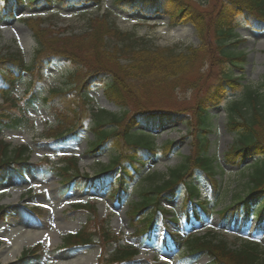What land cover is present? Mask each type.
Here are the masks:
<instances>
[{"label":"rangeland","instance_id":"1","mask_svg":"<svg viewBox=\"0 0 264 264\" xmlns=\"http://www.w3.org/2000/svg\"><path fill=\"white\" fill-rule=\"evenodd\" d=\"M184 1L195 9L209 14L214 10V0ZM144 3L142 2L143 5ZM142 4L139 2L138 7L134 8L128 2L120 3L117 0H99L98 3L90 2L82 5L59 0L40 4H34L32 0H22L21 4L15 6L16 15L13 18L2 20L0 14V55H20L30 64L38 47L33 27L35 30L39 29L38 32L42 29L44 32L41 31V34L43 33L46 39L50 35L52 38L84 36L90 25L89 21L99 17H104L121 32L144 38L149 48L179 52L198 46L199 41L190 24L173 26L167 16L151 13L153 11L151 8L144 10L141 8ZM0 5H3V0H0ZM26 21L30 23L29 26ZM175 30L182 32L174 33ZM236 32L242 42L232 49H235L237 54H245L246 60L239 67L241 69L225 68V70H228L234 78H241L240 82L244 86L258 88L264 78V30L256 29L243 19H239ZM28 35L31 42L29 46L24 40ZM115 44L117 42L112 40L108 46L111 48ZM118 63L129 64L124 57ZM81 70V66L70 62L54 63L52 66L43 65L40 76V70H37V80L33 82L31 77L26 75L24 81L18 85L15 94L22 99L25 98L28 88H31L39 99H50L53 91H60L64 96L56 106L60 113L39 100L31 112V127L0 134V139L10 144L12 148L28 146L31 163L23 180L12 175L5 182L0 183V206H12L0 218V264H16L26 250L38 244L45 248L41 250L39 260L32 259L26 264H60L65 261L81 264V259L92 254L97 255V260L93 264H115L111 259L122 249L136 252L137 261L132 264H210L212 259L208 253L203 252L193 260L184 248L188 237L207 235L208 238L225 241L233 249L244 243H253L264 251V219L260 220L253 216L246 219L240 205L231 210L227 216L222 213L223 207L233 203L235 197L248 192L249 174L254 163L253 160L248 159L241 167L226 164L224 157L232 144L233 137L225 129L227 117L224 104L209 109L212 125L208 136L209 155L215 161V179L220 186L218 198L212 201V204L206 203L203 211L201 203H204L203 200H209L208 197L212 199L211 189L206 177L190 164V168L194 170L191 173V180L197 186L196 192L202 199L199 200L201 203H197L195 199L187 203L182 197L183 186L179 185L176 197L159 201V205L168 212L154 214L155 225L149 237L137 235L143 227V217L157 208L151 206L136 218L131 216V209L139 202L142 194L167 179L168 173L175 167L181 166L185 158L190 155L192 135L196 128H193L192 120L195 106L220 85L222 67H210V64L205 65L199 61L194 72L183 79L186 81L185 85L166 92L150 91L147 94L149 103L148 108L144 110L171 113L180 116L182 121L165 131L154 132L149 136L148 139L160 152L155 157L142 160L143 171L136 176L133 183L129 184L127 194L121 202L110 197L108 186L100 190L89 186L91 182L83 178L74 179L68 188L64 186L74 173L69 170L68 175L63 176L64 168L73 169L70 163L77 165L80 174L93 175L96 171L103 170L118 152H121L122 157L132 154V152L129 154L131 148L127 146L123 136L118 137L116 142H107L101 153L95 155L88 153L94 139L92 128L95 115H99L101 111L115 114L119 113L120 109L107 101L103 85H94L88 92H83L78 84L85 74V70L82 72ZM105 83H108V78ZM85 95L82 101L81 97ZM129 111V116L137 112L132 108H129ZM62 115L63 119H61ZM126 120L121 122L123 127ZM189 123H191V133ZM77 128H79L77 133L73 136L69 134L66 140L53 139L61 132L75 131ZM110 128L111 126H108L105 129ZM119 129L122 134L123 128ZM137 129H133L125 139L133 143L140 141L141 138L134 133L138 131ZM257 131L264 141V131L260 129ZM19 136L24 137V140L20 141ZM167 143L174 144V148L166 156L161 150ZM138 156L140 157L138 159H141L142 156L146 157L147 153L140 150ZM114 176L116 177V174ZM93 184L97 186L100 183ZM8 199L11 202L4 203ZM259 202L260 200H252L254 209ZM85 204L88 205L87 207H95L96 213L93 215L90 211L77 208L78 205L84 207ZM34 207L42 209L41 213L33 214L30 209ZM185 210L188 211L189 218ZM194 213L197 216H194ZM148 217L151 218L152 215H147L145 218ZM167 219H172L173 223H169ZM61 226H69L71 229L74 228V231L67 232ZM99 227L107 228L117 235L119 243L108 244L99 240L88 247L64 248L63 240L67 236L78 233L82 228L98 232ZM19 229L34 232L57 231L58 240L55 244H45L42 241L29 243L24 246L15 262L3 263L1 255L11 248L15 237L19 235ZM168 233H175L173 240L180 243L179 246L169 239ZM154 258L158 261L154 262Z\"/></svg>","mask_w":264,"mask_h":264},{"label":"trees","instance_id":"2","mask_svg":"<svg viewBox=\"0 0 264 264\" xmlns=\"http://www.w3.org/2000/svg\"><path fill=\"white\" fill-rule=\"evenodd\" d=\"M32 1L34 4L51 2V0ZM59 1L77 3L78 5L99 2V0ZM117 1L128 2L134 8L139 2L141 4L145 2L144 5L142 4V9L151 8L153 10L151 13L167 16L173 26L190 24L195 30L199 41L198 46L189 47L179 52L170 49L149 48L146 46L144 38H137L130 33L121 32L104 17L89 21L90 25L83 34L84 36L77 37L52 38L50 35L46 39L43 33L41 34L42 29L38 32L39 29L35 30L33 27L38 47L30 64L26 63L20 55H0V134L5 131L31 127V112L39 100L46 103L48 107L59 110L56 106L64 96L60 91H53L50 99H39V96L31 88H28L25 98L15 97L14 91L17 85L23 81L24 76L31 77L34 82L37 80V70H40L39 76L42 74L43 65L51 66L54 63L70 62L81 66V72L85 70V74L78 83L80 89L86 93L94 85H103L106 99L120 109V112L115 114L101 111L99 115H95L92 128L94 139L89 146L88 153L91 155L101 153L107 142H116L118 137L123 136L125 143L131 148L129 154L131 152L132 154L122 157L121 152H118L103 170H98L93 175L80 174L77 165L70 163V167L73 169L64 168L63 176L68 175L69 170L74 173L64 186L68 187L78 177L92 180L93 183L94 180L103 178L107 182L104 185L101 183L102 188L107 185L111 187V197L120 202L126 196L129 184L133 183L136 176L143 171V161L155 157L160 152L148 139L149 136L153 132L165 131L182 121L180 116L171 113L144 110L148 108L147 104L149 103L147 94L150 91L166 92L185 85L186 81L183 79L192 71L194 72L199 61L205 65L210 64V67L219 66L223 69L220 85L197 103L192 115L193 128H196L192 135L193 144L190 155L185 158L181 166L175 167L168 173L167 179L142 194L139 202L132 207L131 216L136 218L151 206L160 208L159 201L176 196L180 184L185 188L187 201L190 202L193 198H197V186L191 181V173L194 170L190 168V164H193L206 177L212 192V199L209 200V203L218 198L220 186L215 179V161L209 155L208 136L212 127L209 109L224 104L227 117L225 129L233 137L232 144L224 157L226 164L241 167L243 162L248 159L254 160V163L251 165L249 174L248 192L235 197L233 203L223 207L222 213L227 215L240 205L243 207V214L248 218L251 209L254 208L251 204L252 200H260L255 207L257 211L252 216L260 220L263 219L264 141L257 129L264 131V78L258 88L244 86L240 82L241 78H234L228 70L230 68L241 69L239 67L246 60L245 54H237L235 49H232L242 42L236 32L238 20L243 19L250 26L264 30V0H214V10L211 14L195 9L184 0ZM3 2L0 13L2 18L7 19L13 18V9L17 4H21L22 0H3ZM26 24L29 26L30 23L26 21ZM112 40L117 44L109 48L108 44ZM122 57L129 63L128 65L118 63ZM107 78L108 83H105ZM86 95L81 97L82 101ZM129 108L135 109L137 112L129 116ZM63 118L62 115L61 119ZM124 119L127 120L123 127L121 122ZM192 120L190 121L192 122ZM190 125L191 123H189L191 133ZM108 126L111 128L105 129ZM119 128H123L122 134ZM135 128H138V131L134 133L141 140L137 143L127 141L125 136L133 132L132 130ZM78 129L61 132L54 139L66 140L69 134L75 135ZM173 148L174 144L167 143L161 151L167 156ZM140 150L146 152L147 156L138 159ZM28 152L27 147L12 148L10 144L0 139V183L5 182L12 175L18 176L20 179L26 176L27 167L31 165ZM68 161L71 160L68 159ZM124 163L127 166H124ZM115 174L117 176L113 177ZM102 182L104 181L102 180ZM205 205L204 203L203 211ZM77 208L90 211L93 215L96 213L93 206ZM8 209L0 207V218L5 215ZM160 210L162 209L160 208ZM144 220L145 226L142 234L149 232L153 226L152 217ZM98 230V232H91L82 228L79 233L64 239V248L88 247L99 240L103 243L108 242V244L118 243L117 235L107 228L99 227ZM208 237L209 235L190 236L184 244L188 256L194 260L198 255L206 252L211 256L210 264H264V251L256 244L244 243L233 249L223 240ZM103 248L104 246H102ZM39 250L40 246L25 251L16 264H26L32 259L38 260L40 258ZM104 259L106 260L105 254ZM133 259L131 250L122 249L111 261L122 264L133 262Z\"/></svg>","mask_w":264,"mask_h":264},{"label":"bare ground","instance_id":"3","mask_svg":"<svg viewBox=\"0 0 264 264\" xmlns=\"http://www.w3.org/2000/svg\"><path fill=\"white\" fill-rule=\"evenodd\" d=\"M179 30H175L174 33H178L180 34ZM24 40L26 41V45L29 46L30 42V36L28 35L27 38ZM18 139L20 141L24 140V137L19 136ZM215 170V168H214ZM18 196V195H17ZM11 200H6L4 201V203H10ZM252 204V203H251ZM252 207L253 204H252ZM184 212H186V216L190 217L189 213L187 210H185ZM61 228L65 229V231L70 232V231H74V228L71 229L66 226H61ZM22 231V232H21ZM19 229V235L17 236V238L15 237L11 248L8 249L7 251L4 252L3 255H1V260L3 263H7L10 261H14L22 252L23 248L25 245H29V243H37L39 241H43L45 244H55L58 240V232L54 231V232H34L31 230H21ZM97 260V255L96 254H92L89 257H84L83 259H81V264H93L94 262H96ZM60 264H76V262H61Z\"/></svg>","mask_w":264,"mask_h":264}]
</instances>
